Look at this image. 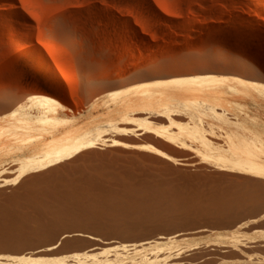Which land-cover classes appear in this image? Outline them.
Listing matches in <instances>:
<instances>
[{
  "label": "rangeland",
  "instance_id": "rangeland-1",
  "mask_svg": "<svg viewBox=\"0 0 264 264\" xmlns=\"http://www.w3.org/2000/svg\"><path fill=\"white\" fill-rule=\"evenodd\" d=\"M198 69L264 91V0H0V116L47 95L54 76L91 106L136 78ZM260 94L233 97L245 106L232 113L261 125ZM143 113L95 124L97 144L61 160L29 166L12 152L0 162V264H79L85 251L115 247L118 261L137 264L127 253L135 246L150 264H264V177L220 156L240 124L176 103L171 118L187 133L174 127L173 140L141 126L168 119ZM212 140L221 148L207 158Z\"/></svg>",
  "mask_w": 264,
  "mask_h": 264
},
{
  "label": "bare ground",
  "instance_id": "bare-ground-1",
  "mask_svg": "<svg viewBox=\"0 0 264 264\" xmlns=\"http://www.w3.org/2000/svg\"><path fill=\"white\" fill-rule=\"evenodd\" d=\"M151 11L155 12L153 8H151ZM30 66H33V64L30 63ZM43 69L48 73L53 72V68L47 63L43 64ZM118 76L121 79L126 78L123 72L118 73ZM52 80L56 83V88L52 89L51 87L52 90H48L47 95L38 96L35 101L29 103L18 102L17 105L11 108L9 113L0 116V162H7L6 156L11 155L12 152L18 154L17 163L25 162L28 165H40L44 162L47 163V161L61 160L97 144L99 140L92 139V126L95 124L133 123L137 120L136 116L142 115L141 113L143 112L157 113L161 115L160 119H168V124H158V126L152 122H143L141 124L142 127L157 135L168 136L174 140L178 138L177 135L175 137L171 133L172 129L175 130L174 127L181 132L180 134L176 133L178 135L187 133L186 129L181 126L183 124L176 122V120L174 121L170 115L171 106L181 103L188 109H195L198 105H202L210 114L217 117H225L227 120L221 123L224 127L229 126L230 121L239 123L240 127L233 129L231 126L232 132L225 136L228 152H221L220 156L241 172L264 177V120L261 121V125H257L256 120L253 121L254 117L252 119L249 115L241 116L231 111L232 108H243L245 106L241 102L233 101L235 96L253 98L254 93L259 92L264 98L263 87L249 77L233 74L223 75L209 69L182 71L173 75L162 73L157 76V74H149L148 76L134 79L124 88L114 92L110 98L94 97L95 100L91 106L89 104L80 106L75 94L72 92L66 93L63 90L62 80L55 76L52 77ZM118 86L121 87L123 84L118 83ZM247 106L250 107V105ZM84 108H88L90 114L85 118H80L78 112ZM240 111L243 112L242 110ZM121 129L127 130L124 127ZM115 143L119 142L115 141ZM125 145L130 144L125 143ZM204 146L208 151L212 152V154L205 155L207 158H215L214 150L221 148L220 143L213 140L210 143L205 142ZM145 147V149L151 151L155 150L154 146ZM156 152L162 154L160 151ZM243 236L248 238V240H256L259 235L250 234ZM205 241L212 244L211 238H206ZM220 241L226 240L220 238ZM190 242L192 245L200 244L199 241L194 239L190 240ZM114 249L105 248L100 251H85L83 260L78 263L118 264L121 261H118L120 259L119 251L116 250V247ZM128 250V259L135 256L137 260L139 254L138 256L136 254L140 249L138 250L135 246L131 249L128 248ZM35 259H30V262L36 264L37 261ZM124 259L127 263L128 259ZM116 260L118 262L113 263ZM136 260L135 262L138 264L139 260ZM26 261L28 262V260ZM149 261L145 262L143 260V263L150 264Z\"/></svg>",
  "mask_w": 264,
  "mask_h": 264
}]
</instances>
